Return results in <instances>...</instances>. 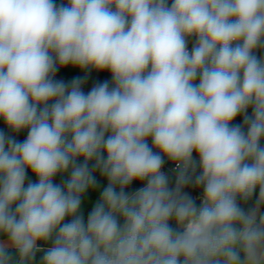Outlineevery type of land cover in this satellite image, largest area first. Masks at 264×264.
Segmentation results:
<instances>
[{
  "label": "clouds",
  "instance_id": "1",
  "mask_svg": "<svg viewBox=\"0 0 264 264\" xmlns=\"http://www.w3.org/2000/svg\"><path fill=\"white\" fill-rule=\"evenodd\" d=\"M0 121V264H264V0H0Z\"/></svg>",
  "mask_w": 264,
  "mask_h": 264
},
{
  "label": "trees",
  "instance_id": "2",
  "mask_svg": "<svg viewBox=\"0 0 264 264\" xmlns=\"http://www.w3.org/2000/svg\"><path fill=\"white\" fill-rule=\"evenodd\" d=\"M57 3L60 2V0H56ZM85 75V73L79 69H74L72 67H68V68H62L58 71L57 73V79H64L66 82L70 81L72 78L74 77H83ZM110 74L108 72H96V71H92L91 74L89 75V79L88 82L85 84L84 86V91L87 92L91 89L93 83L97 80H105V79H110ZM241 122V118L238 117L236 121H234V123H240ZM5 132H8L7 127L2 129ZM26 131L22 132L20 134H18L16 136L17 139L19 140H23L24 138H26ZM31 172L29 171L28 176H30ZM59 179V178H57ZM97 179L101 180V183H106V181L102 180L99 176L97 177ZM134 187H139L140 184L137 182H134ZM186 191H189L192 195H193V190L191 189H186ZM258 194V192H257ZM91 198V197H90ZM253 199H255V196L253 197Z\"/></svg>",
  "mask_w": 264,
  "mask_h": 264
},
{
  "label": "rangeland",
  "instance_id": "3",
  "mask_svg": "<svg viewBox=\"0 0 264 264\" xmlns=\"http://www.w3.org/2000/svg\"><path fill=\"white\" fill-rule=\"evenodd\" d=\"M189 49H191V46H192V44H191V41L189 42ZM198 80H199V78H197V83H198ZM250 114V113H249ZM4 128H6V126L4 125V123H3V121H0V130H2V129H4ZM33 181H35L36 180V177L35 176H33L32 175V173L30 174V176H29ZM85 211H87V208L85 209Z\"/></svg>",
  "mask_w": 264,
  "mask_h": 264
},
{
  "label": "built area",
  "instance_id": "4",
  "mask_svg": "<svg viewBox=\"0 0 264 264\" xmlns=\"http://www.w3.org/2000/svg\"><path fill=\"white\" fill-rule=\"evenodd\" d=\"M171 167H172V164L171 163H166L163 170L164 171H167ZM193 195H199V193L193 190ZM197 202L199 203V201H197Z\"/></svg>",
  "mask_w": 264,
  "mask_h": 264
}]
</instances>
